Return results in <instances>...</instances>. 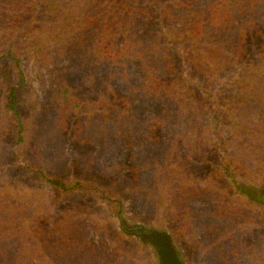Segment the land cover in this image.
Listing matches in <instances>:
<instances>
[{"label": "trees", "instance_id": "obj_1", "mask_svg": "<svg viewBox=\"0 0 264 264\" xmlns=\"http://www.w3.org/2000/svg\"><path fill=\"white\" fill-rule=\"evenodd\" d=\"M30 61L46 70L52 99L33 131L26 117L41 105L24 68ZM147 102L158 106L151 118ZM253 109L257 118L241 117ZM66 134L105 148L140 145L145 157L163 159L158 167L167 170H155L153 182L144 165L135 181L124 180L121 164L108 169L119 217L129 189L159 204L156 184L165 179L204 186L188 164L212 156L241 195L263 198L237 174L264 179V0H0V264H25L49 246L61 256L80 250L66 245L77 240L72 216L91 207H57L92 186L75 176L79 161L60 166ZM229 241L221 249H232Z\"/></svg>", "mask_w": 264, "mask_h": 264}, {"label": "rangeland", "instance_id": "obj_2", "mask_svg": "<svg viewBox=\"0 0 264 264\" xmlns=\"http://www.w3.org/2000/svg\"><path fill=\"white\" fill-rule=\"evenodd\" d=\"M24 68L41 105L38 111H33L26 117V125L33 131L41 116L43 119L48 117L44 108H51L52 99L48 95L51 82L46 70L38 68L32 61L25 63ZM72 81L79 86L80 76ZM82 93L85 97H90L88 92L82 90ZM157 107L155 102H147L143 107L144 117L151 118ZM254 110L251 115L242 114L241 117L257 118L258 114H254ZM46 122L51 123L50 120L44 121ZM89 125L77 135L86 136L91 128ZM70 131L75 133L77 130L71 128ZM106 132L113 135L108 127ZM61 143L59 148L63 147L61 150L64 155L60 166L71 167L79 161L82 172L75 169V176L82 175V178L89 181L86 186H92L79 196L60 202L57 207L58 212L70 210L76 204L91 207L89 214L72 216L73 228L78 232L75 237L77 240L71 239L66 245H76L80 250L75 254L65 253L67 256L63 254V257L58 252L53 253L49 246L45 256L36 253L32 256L33 260L25 264H159L154 248L139 236L125 233L122 221L130 225L137 223L169 231L188 264H264V202L245 193L241 195L229 179L221 176L218 171L221 162L217 156H212L201 164H188L190 170L200 172L201 180L207 182L204 186L199 181L185 179L188 182L177 188L182 177L174 184L166 179L162 185L157 183L156 191L160 193H156L162 200L159 204L150 197V201L144 200L138 197L137 192L127 190V196L122 198V217H119L116 206L109 199L111 191L108 189V169L109 172L117 171L113 166L121 164L124 180L135 181L141 178L137 179L135 176L134 180L135 166L144 165L149 168L146 180L153 182L151 178L155 176V170H167L158 167L163 159L157 152L152 157H145L140 145L130 148L121 141L115 144L109 142L107 144L110 147L105 148L98 142L81 144L67 135ZM55 150L53 148V152ZM25 156H30L29 151ZM24 157L14 154V159L21 160L22 163L25 162ZM244 168L249 169L247 166ZM237 176L242 186L251 187L255 191L264 188V179L260 183H253L243 173H238ZM114 198L121 199L120 196ZM167 201H172V211V206H163ZM187 213L191 220L187 219ZM150 216L159 219L152 220ZM158 220L162 222L158 223ZM229 240H232V249H221L223 245L230 248ZM215 242L219 245H215ZM122 244H126L124 251L120 249ZM250 249H254L256 254Z\"/></svg>", "mask_w": 264, "mask_h": 264}, {"label": "water", "instance_id": "obj_3", "mask_svg": "<svg viewBox=\"0 0 264 264\" xmlns=\"http://www.w3.org/2000/svg\"><path fill=\"white\" fill-rule=\"evenodd\" d=\"M132 226L137 229L129 234L137 235L142 241L149 243L155 250L159 264H188L169 231L148 228L137 223Z\"/></svg>", "mask_w": 264, "mask_h": 264}, {"label": "flooded vegetation", "instance_id": "obj_4", "mask_svg": "<svg viewBox=\"0 0 264 264\" xmlns=\"http://www.w3.org/2000/svg\"><path fill=\"white\" fill-rule=\"evenodd\" d=\"M254 195H260L263 198H260L261 201L264 202V188L263 190H258V191H254ZM122 224L125 226L127 233L129 234V232H133L136 231L137 227L136 226H130V224L126 221H122Z\"/></svg>", "mask_w": 264, "mask_h": 264}]
</instances>
